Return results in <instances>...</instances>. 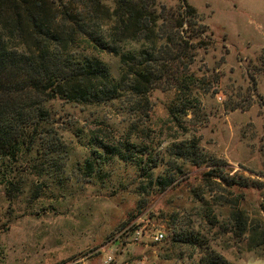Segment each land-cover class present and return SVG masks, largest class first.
Instances as JSON below:
<instances>
[{"label":"rangeland","instance_id":"obj_1","mask_svg":"<svg viewBox=\"0 0 264 264\" xmlns=\"http://www.w3.org/2000/svg\"><path fill=\"white\" fill-rule=\"evenodd\" d=\"M156 1L194 13L190 106L172 120L177 99L165 72L144 95L50 102L43 135L63 152L23 156L18 194L10 201L0 190V264H197L208 251L226 264H264V0ZM98 58L111 76L124 72L118 55ZM179 140L217 163L176 160L173 181L154 185L168 169L165 148ZM153 157L162 160L149 169ZM156 231L162 240H152Z\"/></svg>","mask_w":264,"mask_h":264},{"label":"trees","instance_id":"obj_2","mask_svg":"<svg viewBox=\"0 0 264 264\" xmlns=\"http://www.w3.org/2000/svg\"><path fill=\"white\" fill-rule=\"evenodd\" d=\"M193 16L180 3L168 9L156 0H0V190L7 200L20 191L23 156L59 158L63 152L53 135H43L52 101L100 104L121 95H144L159 85L165 72L173 80L168 89L176 93L169 109L176 121L190 106L188 89L195 81L185 66L196 48ZM102 53L118 55L124 72L111 76L98 58ZM180 62L184 68L173 72L171 65ZM104 148L128 160L119 148ZM140 149L130 150V156L140 155ZM165 152L168 169L154 178L160 187L173 181L176 160L194 166L217 163L193 141L172 142ZM159 160L153 157L149 169ZM215 176L223 184L234 182ZM250 184L247 179L237 182ZM238 216H233L236 224ZM4 226L0 214V230ZM197 264L226 263L208 251Z\"/></svg>","mask_w":264,"mask_h":264},{"label":"built area","instance_id":"obj_3","mask_svg":"<svg viewBox=\"0 0 264 264\" xmlns=\"http://www.w3.org/2000/svg\"><path fill=\"white\" fill-rule=\"evenodd\" d=\"M141 236V234L139 233V231H135V233H134V240L136 241H138L139 239L136 237V236ZM163 239V235H162V233L161 232H159V231H156V233L152 236V240H154V241H160V240H162ZM76 264H81V261H77L76 262Z\"/></svg>","mask_w":264,"mask_h":264}]
</instances>
